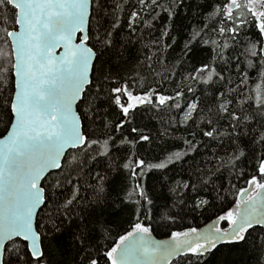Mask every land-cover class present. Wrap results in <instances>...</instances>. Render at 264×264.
I'll use <instances>...</instances> for the list:
<instances>
[{
  "label": "snow or ice",
  "instance_id": "6c2138e0",
  "mask_svg": "<svg viewBox=\"0 0 264 264\" xmlns=\"http://www.w3.org/2000/svg\"><path fill=\"white\" fill-rule=\"evenodd\" d=\"M0 264H264V0H0Z\"/></svg>",
  "mask_w": 264,
  "mask_h": 264
},
{
  "label": "trees",
  "instance_id": "16d2710c",
  "mask_svg": "<svg viewBox=\"0 0 264 264\" xmlns=\"http://www.w3.org/2000/svg\"><path fill=\"white\" fill-rule=\"evenodd\" d=\"M197 223L199 224V221H197ZM200 226H203L202 224H200Z\"/></svg>",
  "mask_w": 264,
  "mask_h": 264
}]
</instances>
